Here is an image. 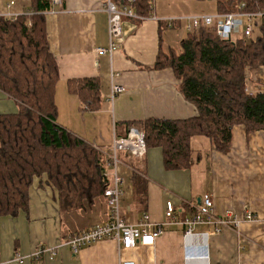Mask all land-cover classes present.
<instances>
[{
	"label": "crops",
	"instance_id": "1",
	"mask_svg": "<svg viewBox=\"0 0 264 264\" xmlns=\"http://www.w3.org/2000/svg\"><path fill=\"white\" fill-rule=\"evenodd\" d=\"M120 4L117 0H112ZM228 0H150L151 15L142 19L123 18L121 37L112 55L98 56L97 48L108 46L106 0H62L45 15L48 46L58 66L54 88L56 123L71 135L101 152H107L114 137H122L125 124L146 120H186L196 108L182 96L169 69L156 70L158 53L176 45L167 29H184L185 17L214 15L218 2ZM201 4L206 12L196 11ZM30 0H0V19L24 13ZM200 5V6H201ZM120 6V5H118ZM135 13V12H134ZM261 19V18H260ZM258 19V20H260ZM256 20V22H258ZM96 78L101 104L86 111L67 90V80ZM115 84L124 92L110 100ZM247 91L264 92V66L247 73ZM16 103L0 92V114L16 113ZM136 127V126H132ZM138 128V127H136ZM129 129V128H128ZM192 163L187 169L167 170L159 147L149 148L141 158L119 155L117 175L122 179L121 212L125 221L136 224L142 213L155 224L166 221L165 203L171 202L175 220L190 216L204 194L213 200V211L221 216L230 211L241 218L250 211L264 219V131L247 133L244 126L231 129L230 147L221 153L203 136L190 140ZM135 168V170L133 169ZM110 168H106V172ZM144 179L140 200L131 176ZM27 210L15 217H0V264H118V246L102 240L73 254L65 240L84 229L103 223L107 207L103 197L82 207L63 208L56 191L34 179L29 188ZM199 227L197 232H207ZM183 229L167 225L153 245H138L122 251L123 260L134 264H185L182 255ZM58 247L54 255L34 254L39 247ZM22 257L16 261L15 255ZM206 264H264V233L259 222L224 228L207 239Z\"/></svg>",
	"mask_w": 264,
	"mask_h": 264
},
{
	"label": "trees",
	"instance_id": "2",
	"mask_svg": "<svg viewBox=\"0 0 264 264\" xmlns=\"http://www.w3.org/2000/svg\"><path fill=\"white\" fill-rule=\"evenodd\" d=\"M51 1L30 0L23 14L0 19V92L18 107L16 113L0 114V217H15L27 210L34 179L45 178L63 208L92 203L103 197L109 183L102 152L56 123L58 66L45 29ZM240 3L245 4L243 11H264V0H228L218 2L217 12H235ZM150 5V0H134L133 10L141 18L149 17ZM255 26L259 34L249 41L221 39L212 28L200 27L186 32L179 52L160 51L154 69L172 71L197 115L178 121L126 123L123 136L128 128L138 127L146 150L159 147L164 168L176 170L192 163L193 137L203 136L215 150L225 153L233 126L242 125L247 133L264 131V92L247 91V73L264 66V18ZM66 84L86 111L99 108L96 78L69 79ZM131 181L140 200L144 179L133 173Z\"/></svg>",
	"mask_w": 264,
	"mask_h": 264
},
{
	"label": "built area",
	"instance_id": "3",
	"mask_svg": "<svg viewBox=\"0 0 264 264\" xmlns=\"http://www.w3.org/2000/svg\"><path fill=\"white\" fill-rule=\"evenodd\" d=\"M133 1L125 0L124 4L117 6L112 0H106L104 11L108 16V46L107 48H97L96 54L98 56L112 55L116 49V41L121 37L123 18L142 19L134 13ZM51 2L53 7L61 4V0H52ZM244 7L245 4L240 3L237 5L236 11L232 13L185 17L187 21L186 30L192 31L200 27H207L212 28L218 38L229 40L232 34H240L241 39L249 41L253 33V25H255L256 20L264 18V11L246 12L243 11ZM122 92L124 89L121 86L113 84L110 88V100L112 101L116 95ZM145 152L143 133L136 127H130L125 136L114 137L110 149L107 152H102L107 166L110 168L109 172H105L109 183L103 192L107 217L103 223L76 232L65 240L63 245L68 246L73 254L99 241L110 240L118 246V264H134L132 261L123 260L121 252L131 251L138 245L151 246L155 239L163 233L165 226L179 224L183 229L182 255L185 264H206L208 257L207 239L210 234H219L224 228H237L242 223L256 222H259L264 233V219L260 220L250 211H246L241 218L234 216L230 211H226L221 216L216 215L213 211V200L209 194L200 197L193 213L181 221L175 220V210L171 202L165 203L164 216L166 221L162 224L153 223L146 213L141 214L136 224L125 221L120 205L122 179L116 171L120 164L119 155L141 158ZM199 227H207L208 231L197 232ZM58 247L45 248L41 246L34 257L43 253H49L52 256ZM14 259L21 261L22 257L16 254Z\"/></svg>",
	"mask_w": 264,
	"mask_h": 264
},
{
	"label": "rangeland",
	"instance_id": "4",
	"mask_svg": "<svg viewBox=\"0 0 264 264\" xmlns=\"http://www.w3.org/2000/svg\"><path fill=\"white\" fill-rule=\"evenodd\" d=\"M200 5L201 4H199V3L194 4L195 9H197L196 11H198L199 13L208 11V9H206L205 7H203L202 5L200 6ZM258 22H260V20H258ZM166 31L168 32V35H174V39L173 40H176V45H173L172 47H173L175 52H179L180 50H178V47H177L178 46L177 43L179 41L178 38H180L179 35H185L184 29L181 30V29L172 28V29H167ZM258 34H259L258 27L253 25V33H252L250 39H254ZM237 38H241V35L240 34H238V35L237 34H232L231 39L234 40V39H237ZM119 165L117 166L118 169L120 167ZM107 172H109L108 169H107Z\"/></svg>",
	"mask_w": 264,
	"mask_h": 264
}]
</instances>
